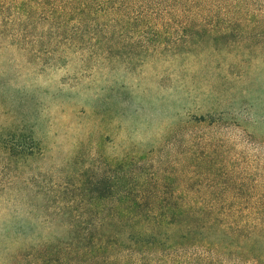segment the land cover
<instances>
[{
  "label": "rangeland",
  "instance_id": "1",
  "mask_svg": "<svg viewBox=\"0 0 264 264\" xmlns=\"http://www.w3.org/2000/svg\"><path fill=\"white\" fill-rule=\"evenodd\" d=\"M188 14L215 20L129 24L144 36L114 40L113 56L43 65L1 52L0 219L17 202L5 184L39 210L63 202L65 184H111L131 170L144 172L140 183L222 184L215 196L227 206L240 184V214L264 216V0Z\"/></svg>",
  "mask_w": 264,
  "mask_h": 264
},
{
  "label": "trees",
  "instance_id": "2",
  "mask_svg": "<svg viewBox=\"0 0 264 264\" xmlns=\"http://www.w3.org/2000/svg\"><path fill=\"white\" fill-rule=\"evenodd\" d=\"M255 2L0 0V54L15 49L43 65L68 54L113 56L114 40L144 36L124 32L129 24L185 26L209 19L185 12ZM143 173L117 171L111 184H65L59 192L63 202L50 199L39 210L34 199H18L17 184H5L3 191L17 202L0 219L10 222L0 234V264H264L263 210L240 214L245 210L236 204L240 184L233 185L234 202L227 206L215 196L222 184L140 183ZM194 190L203 198L194 197ZM20 209L26 215L22 222ZM37 211L42 218L35 225L30 220ZM83 211L85 216L78 214Z\"/></svg>",
  "mask_w": 264,
  "mask_h": 264
}]
</instances>
